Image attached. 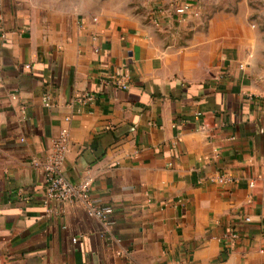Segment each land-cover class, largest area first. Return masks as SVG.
Instances as JSON below:
<instances>
[{"label": "crops", "instance_id": "crops-1", "mask_svg": "<svg viewBox=\"0 0 264 264\" xmlns=\"http://www.w3.org/2000/svg\"><path fill=\"white\" fill-rule=\"evenodd\" d=\"M147 6L0 0V264H264L260 30L244 7ZM61 129L108 226L44 197L31 161Z\"/></svg>", "mask_w": 264, "mask_h": 264}, {"label": "built area", "instance_id": "built-area-1", "mask_svg": "<svg viewBox=\"0 0 264 264\" xmlns=\"http://www.w3.org/2000/svg\"><path fill=\"white\" fill-rule=\"evenodd\" d=\"M188 9L189 6L183 3L175 11L178 14L184 15ZM119 86L121 89H126V85L123 83H119ZM92 100L93 95L83 93L74 97L72 102L84 106L92 102ZM67 120L68 118L65 117L64 121ZM49 148V155L44 162L31 161V165L39 168L43 173L46 183L44 191L45 199L47 201L77 202L82 205L89 217L101 221L104 226L110 225L112 209L110 207L98 206L90 201L91 179L85 178L79 182L71 183L63 175V163L68 150V134L65 129H61L58 136L51 140ZM218 181L222 182L221 179ZM236 238L237 235L234 233L222 236V240L224 241H234ZM72 241H75V239H72Z\"/></svg>", "mask_w": 264, "mask_h": 264}, {"label": "rangeland", "instance_id": "rangeland-1", "mask_svg": "<svg viewBox=\"0 0 264 264\" xmlns=\"http://www.w3.org/2000/svg\"><path fill=\"white\" fill-rule=\"evenodd\" d=\"M150 0H99L100 4H106L107 9L119 13V10L140 14L145 12ZM204 6L210 10L216 8L239 9L244 7L247 11L246 19L260 30V36L264 40V0H203Z\"/></svg>", "mask_w": 264, "mask_h": 264}]
</instances>
